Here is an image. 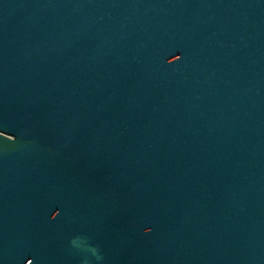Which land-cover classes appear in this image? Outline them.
<instances>
[{
    "label": "water",
    "instance_id": "obj_1",
    "mask_svg": "<svg viewBox=\"0 0 264 264\" xmlns=\"http://www.w3.org/2000/svg\"><path fill=\"white\" fill-rule=\"evenodd\" d=\"M0 264H264V0H0Z\"/></svg>",
    "mask_w": 264,
    "mask_h": 264
}]
</instances>
